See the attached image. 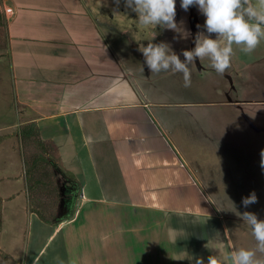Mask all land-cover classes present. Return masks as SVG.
Masks as SVG:
<instances>
[{
  "label": "crops",
  "instance_id": "crops-1",
  "mask_svg": "<svg viewBox=\"0 0 264 264\" xmlns=\"http://www.w3.org/2000/svg\"><path fill=\"white\" fill-rule=\"evenodd\" d=\"M180 2L175 20L183 21L187 38L139 24L124 0L119 6L115 0H0V127L36 122L42 140L54 147L60 174L77 182L73 216L53 224L30 211L26 186L1 195L0 238L5 203L16 233L23 232L20 257L0 243L10 256L0 255L3 261L195 264L202 257L207 264L214 255L232 264L234 250L255 248L247 224L232 217L231 225L225 201L208 195L235 191L225 187L219 164L225 168V146L239 142L225 134L204 138V130L240 122L205 124L204 100L192 98L194 92L210 98L206 103L217 111H235L245 101L231 98L234 84L213 86L216 72L207 58L190 66L186 88L182 74L151 73L140 51L165 42L183 61L196 33L207 34L198 11L185 12ZM249 4L261 10L260 0ZM263 61L264 39L250 54L234 46L231 66L216 74L222 83L247 70L255 79L252 69ZM194 75L201 78L195 85ZM219 97L229 99L215 101Z\"/></svg>",
  "mask_w": 264,
  "mask_h": 264
},
{
  "label": "rangeland",
  "instance_id": "rangeland-1",
  "mask_svg": "<svg viewBox=\"0 0 264 264\" xmlns=\"http://www.w3.org/2000/svg\"><path fill=\"white\" fill-rule=\"evenodd\" d=\"M198 11V8L194 7ZM200 16V22L204 23V16L198 11ZM202 23V26H203ZM1 25V24H0ZM195 34V33H194ZM255 71L256 78L247 71H243L240 74V78H237L233 82L230 78L228 82L222 83L220 76L215 73V77L212 78L214 81L213 86H232L235 85L237 93L233 91L231 98L234 100L241 99L245 101L246 105L241 104L235 111L230 109L219 108L209 105L208 101L210 98L197 95L194 92L193 101L200 102L204 100V123H230L240 122L239 125H225L219 129H205L204 138L210 135H228L230 138H236V145H227L226 149V163L219 164L222 174L225 176V187H230L228 191L234 189L235 191L224 193V196H220L216 193H209L213 199L218 201H225L227 220L232 225L233 218L237 217V212L243 213L245 211L256 213L258 219L264 220V170L260 167V151L264 149V61L260 64L255 65L252 69ZM200 79L197 75L192 77L193 84L200 83ZM211 82V80H206ZM217 89V88H215ZM218 90V89H217ZM210 89L208 90V92ZM180 98H178L179 100ZM184 99V98H182ZM180 99V100H182ZM216 99V98H215ZM229 98L219 97L215 101H222ZM188 101V98L187 100ZM3 112L0 113L2 115ZM22 121L11 123L5 127H0V191L3 197H6L7 193L10 194L12 191H21L23 185L28 188V182L26 177V158H31L34 154L40 153V148L36 140H32L30 145H25L21 136V129L31 123L21 124ZM2 128V129H1ZM228 139V138H226ZM250 139V144L248 142ZM205 140V139H204ZM229 140V139H228ZM48 143V142H47ZM51 144V143H50ZM11 147L17 149L14 152L15 155L10 151ZM207 147V146H205ZM51 157L54 159V147L49 151ZM19 155V157H17ZM14 156V158L12 157ZM207 158V157H204ZM11 163V165H10ZM54 163L57 164L54 159ZM58 165V164H57ZM211 164H205L208 169L214 170ZM10 166L11 171L7 168ZM12 173L13 178H8L4 174ZM50 179L48 184L42 186L39 191V207L50 217L56 218L57 216L66 213L67 208L64 207L65 200L68 203L71 202L72 194L66 192V186L70 185L67 178L62 176L59 171L52 165L49 168ZM12 179V180H10ZM8 191V192H7ZM252 191H255L258 202L249 205L245 208L242 203V197L248 196ZM22 193V192H21ZM2 197V196H1ZM22 196L16 202H20ZM24 199V198H23ZM3 201V198H2ZM2 215H3V203H2ZM4 219H5V230L3 231L0 243L1 247L8 249L16 257H20L22 249V237L23 232L16 233L15 225L13 224V209L9 203H5L4 207ZM248 226V225H246ZM251 228L250 226L247 227ZM3 229V226H2ZM23 231V227H21ZM2 232V231H1ZM0 232V233H1ZM252 232V231H251ZM1 249V248H0ZM3 251V250H2ZM0 264H16L12 260L6 262L0 258Z\"/></svg>",
  "mask_w": 264,
  "mask_h": 264
},
{
  "label": "clouds",
  "instance_id": "clouds-1",
  "mask_svg": "<svg viewBox=\"0 0 264 264\" xmlns=\"http://www.w3.org/2000/svg\"><path fill=\"white\" fill-rule=\"evenodd\" d=\"M117 6L120 0H115ZM124 6L137 14L138 23L144 26H157L172 30L187 38L190 33L183 28V21L178 25L176 17V0H124ZM196 6L205 17L203 28L194 38L192 50H182L184 60L176 54L169 44L149 42L140 49L145 63L151 73L172 72L183 76L184 87L191 85L190 66L207 58L210 67L217 74L224 75L231 66L234 46L245 54L252 53L264 39V0H260L261 10L249 4V0H181L180 7L187 12ZM197 25V28H200ZM215 34L216 38H212ZM260 167L264 170V149L260 151ZM258 202L255 191L242 197L241 203L247 208ZM239 218L250 226L256 241L255 248L234 250L231 254L232 264H264V259L257 258V253L264 254V220L258 219L256 213L237 212ZM195 264H205L202 257L195 258ZM207 264H223L217 256L210 255Z\"/></svg>",
  "mask_w": 264,
  "mask_h": 264
},
{
  "label": "trees",
  "instance_id": "trees-1",
  "mask_svg": "<svg viewBox=\"0 0 264 264\" xmlns=\"http://www.w3.org/2000/svg\"><path fill=\"white\" fill-rule=\"evenodd\" d=\"M1 24V21H0ZM21 136L24 141L25 145H30L32 140H36L38 147L40 148V153L34 154L31 158H26V177L28 182V196H29V209L31 212L36 213L41 220H43L46 223H57L60 221V219H65V215L70 210V202L68 203V200H65L64 207L68 208L66 213L60 216H57L56 218L49 217L40 207H39V198L38 194L42 186H45L48 184L50 179V171L49 168L52 165L59 171V167L56 163H54V159L50 155V150L52 149V144L47 143L42 140L40 135V130L36 122H31L27 125H25L21 129ZM73 181V180H69ZM74 185L76 186L75 181ZM2 197L0 195V232L2 231L3 226V215H2ZM0 255L4 258L10 257L9 254L3 252L0 249Z\"/></svg>",
  "mask_w": 264,
  "mask_h": 264
},
{
  "label": "water",
  "instance_id": "water-1",
  "mask_svg": "<svg viewBox=\"0 0 264 264\" xmlns=\"http://www.w3.org/2000/svg\"><path fill=\"white\" fill-rule=\"evenodd\" d=\"M60 170V169H59ZM70 187L74 188V182L70 181ZM74 209H75V201H72L71 205H70V211L65 215V218H71L74 214Z\"/></svg>",
  "mask_w": 264,
  "mask_h": 264
},
{
  "label": "flooded vegetation",
  "instance_id": "flooded-vegetation-1",
  "mask_svg": "<svg viewBox=\"0 0 264 264\" xmlns=\"http://www.w3.org/2000/svg\"><path fill=\"white\" fill-rule=\"evenodd\" d=\"M76 189H77L76 186H74V188L70 187V185L66 186V192L69 193V194H72V193L74 194V192L76 191Z\"/></svg>",
  "mask_w": 264,
  "mask_h": 264
},
{
  "label": "built area",
  "instance_id": "built-area-1",
  "mask_svg": "<svg viewBox=\"0 0 264 264\" xmlns=\"http://www.w3.org/2000/svg\"><path fill=\"white\" fill-rule=\"evenodd\" d=\"M12 8H6V10H5V12H6V14L8 15V14H10V13H12Z\"/></svg>",
  "mask_w": 264,
  "mask_h": 264
}]
</instances>
